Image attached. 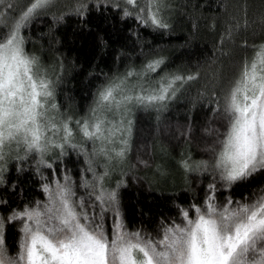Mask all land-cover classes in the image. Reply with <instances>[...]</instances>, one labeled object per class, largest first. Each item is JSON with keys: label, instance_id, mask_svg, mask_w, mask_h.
<instances>
[{"label": "snow or ice", "instance_id": "obj_1", "mask_svg": "<svg viewBox=\"0 0 264 264\" xmlns=\"http://www.w3.org/2000/svg\"><path fill=\"white\" fill-rule=\"evenodd\" d=\"M53 2L29 0L18 18L0 22V183L6 153L13 144L23 145L26 154H38V167L51 169L45 156L53 149H61L63 155L65 145L79 147L72 143L76 133L84 143L93 144L90 153L80 148L87 156L85 171L92 172L93 179L80 184L83 196H77L68 177L65 183L49 181L42 187L45 203L37 202L35 207L17 210L7 218L0 213V264H264V194L252 202L228 197L219 203L216 199L218 188H230L264 172V42L250 46L251 55L246 54L240 62L227 92L210 101L216 105L205 129L215 136L208 149L211 160L181 162L186 172L213 177L203 204L183 209L179 222L162 226V236L153 238L125 229L118 193L107 190L103 182L111 162H122L129 150L131 109L163 110L179 87L196 77L168 73L151 78L164 63L154 59L101 85L88 116L75 121L65 117L55 103L54 82L42 71L39 59L26 53L21 35L33 15ZM124 2L130 6L125 16L135 11L136 18L145 24L157 29L169 27L161 16L165 0ZM7 7L14 10L16 4ZM109 114H118L120 123L109 121ZM213 120L217 127H212ZM117 133L123 134L119 150L110 147ZM100 157L108 163L103 173H96L94 165ZM109 212L115 225L111 236L102 223ZM12 222L22 225L15 254L6 244V225Z\"/></svg>", "mask_w": 264, "mask_h": 264}, {"label": "trees", "instance_id": "obj_2", "mask_svg": "<svg viewBox=\"0 0 264 264\" xmlns=\"http://www.w3.org/2000/svg\"><path fill=\"white\" fill-rule=\"evenodd\" d=\"M10 3L16 4L14 10L7 7ZM165 3L161 16L169 25L167 29L141 22L135 11L125 16L130 6L109 0L53 3L34 14L21 29L26 53L39 59L41 68L54 82L60 113L73 121L88 116L101 85L130 68L139 70L151 60L164 61L151 78L168 73L196 77L181 85L163 110L139 106L131 109L129 150L122 162L111 163L103 182L107 190L118 193L125 229L153 238H159L162 226L179 221L183 209L203 204L213 177L210 173L186 172L181 162L211 160L208 149L215 136L205 129L216 105L210 101L227 92L240 62L246 54L251 55L250 46L264 42V0ZM28 5L29 0H0V22L18 18ZM217 126L213 120L212 127ZM72 127L75 130V124ZM77 134L72 143L79 147L65 145L63 155L61 149H53L45 156L51 169L38 167L36 153L24 152L3 163L0 213L7 218L25 206L42 202L43 185L61 174L70 178L77 196L85 194L80 184L83 179H92L85 171L87 156L79 150L82 147L90 153L93 146ZM94 167L96 173L104 172L97 160ZM263 190L264 172H258L230 188H218L216 198L219 203L228 197L246 202ZM95 211L99 213V207ZM110 216L104 214L102 221L108 235L113 230ZM19 241L18 225L7 224L6 244L13 254Z\"/></svg>", "mask_w": 264, "mask_h": 264}, {"label": "rangeland", "instance_id": "obj_3", "mask_svg": "<svg viewBox=\"0 0 264 264\" xmlns=\"http://www.w3.org/2000/svg\"><path fill=\"white\" fill-rule=\"evenodd\" d=\"M61 1H63V0H54V4H57L58 2H61ZM109 1H123L124 2V0H109ZM42 71L44 72V70L42 69ZM45 74H46V72H44ZM47 76V75H46ZM47 78L50 80V78L47 76ZM51 81V80H50ZM89 115V114H88ZM107 119L109 120V121H111L113 124H119L120 123V120H121V117L118 115V114H109L108 115V117H107ZM47 135H51V133H47ZM78 135V134H77ZM122 135V133H117V136H116V138H115V143L114 144H112V145H110V147H112V148H115V149H117V150H119V148L121 147V145H120V142H119V138H120V136ZM74 137H77L76 135H74ZM92 146H93V144H92ZM92 149H93V147H92ZM77 151H78V149H77ZM79 151H81V150H79ZM24 152H26V149L24 148V146L23 145H21L20 147H17L15 144H13L12 146H11V149L9 150V151H7V153H6V156H5V160H4V162L5 161H7L8 159H10V158H12V157H14V156H16V155H19V154H23ZM97 161H99V162H101V164H103V166H104V170H105V165L108 163L106 160H105V158H103V157H100V158H98L97 159ZM115 160H113L112 162H114ZM3 162V163H4ZM111 162V163H112ZM111 165V164H110ZM86 166L88 167V165H87V163H86ZM169 170H172V167H169L168 168ZM174 169V168H173ZM89 174H91V179H93V173L92 172H90V171H87ZM171 176H173V177H177V174L176 173H172L171 172ZM65 177H68L66 174H61L60 175V177H58V176H53L51 179H50V181H56V180H58L60 183H65ZM69 178V177H68ZM178 179V178H177ZM83 181H84V179H83ZM92 181V180H91ZM53 187H54V185H52ZM261 194H264V190L262 191V192H260V193H258L257 195H255L252 199H250L249 201H247V202H252L253 200H255L256 199V197L257 196H259V195H261ZM217 195V194H216ZM217 199V198H216ZM47 201V196H46V194L44 193V200L42 201V202H40L41 204H43V203H45ZM218 201V200H217ZM37 203V202H36ZM36 203L32 206V207H35L36 206ZM26 207H29V206H25V207H23L22 209H24V208H26ZM21 209V210H22ZM109 215H111L110 217H112V219H113V214L111 213V212H109L108 213ZM190 215H194V213H191L190 212ZM179 221H180V219H179ZM179 221H176V222H179ZM17 225H18V228H20V227H22V225L19 223V222H15ZM114 227H115V225H114V220H112V228H113V230H114ZM112 230V231H113ZM112 231H111V233L109 234V236H111L112 235ZM110 232V231H109ZM162 236V233H161V235L159 236V238ZM22 238V234H20V239Z\"/></svg>", "mask_w": 264, "mask_h": 264}]
</instances>
